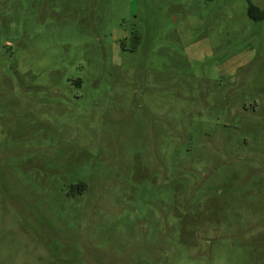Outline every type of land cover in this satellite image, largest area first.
I'll list each match as a JSON object with an SVG mask.
<instances>
[{"label": "rangeland", "instance_id": "1", "mask_svg": "<svg viewBox=\"0 0 264 264\" xmlns=\"http://www.w3.org/2000/svg\"><path fill=\"white\" fill-rule=\"evenodd\" d=\"M247 10L0 0V264H264Z\"/></svg>", "mask_w": 264, "mask_h": 264}, {"label": "trees", "instance_id": "2", "mask_svg": "<svg viewBox=\"0 0 264 264\" xmlns=\"http://www.w3.org/2000/svg\"><path fill=\"white\" fill-rule=\"evenodd\" d=\"M247 1H248V10H247L248 16L256 22L264 20V9H260L259 7L254 5L251 0H247ZM75 85L77 87H81L82 81L80 80L75 82Z\"/></svg>", "mask_w": 264, "mask_h": 264}]
</instances>
